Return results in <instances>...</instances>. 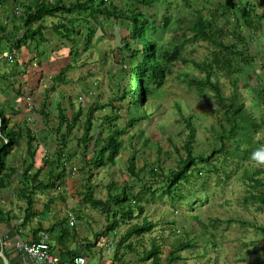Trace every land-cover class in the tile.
Returning <instances> with one entry per match:
<instances>
[{"label": "rangeland", "instance_id": "obj_1", "mask_svg": "<svg viewBox=\"0 0 264 264\" xmlns=\"http://www.w3.org/2000/svg\"><path fill=\"white\" fill-rule=\"evenodd\" d=\"M24 1L25 3L26 1L32 2V4H37V1L47 4L49 0H22L20 2ZM73 1L76 0H62L61 3L67 4ZM169 1L172 2L173 6L171 12L168 7L167 10H169L166 13L172 14L174 18L177 16L181 17V19L175 29L162 28L157 32L156 36L158 37L159 34V44L169 50L172 45H180L181 56L195 63L211 59L216 46L209 40L203 41L200 38L193 40L190 29L196 21V11L201 9L200 15L206 19L212 14L217 0ZM239 1L241 3L245 2V0ZM112 2L119 8H123V4L126 3L132 8L139 7L144 12L151 14L157 10L156 5L144 6L140 0H112ZM164 9L166 10L163 6L158 11L160 15L164 13ZM15 10H13V16L19 13L18 9ZM227 11H229V15L227 13L228 22H224V26L220 24L222 25V31L216 32L219 26L218 23H213L210 31L216 39L221 40L226 45H231L236 41L231 30L234 21L241 20L244 17L240 16L236 5L233 8L227 7ZM62 15L59 14L57 16ZM66 17L69 16L65 15L66 26L68 28L73 27L72 29L75 30V34L72 35L74 42L62 37L66 31L59 29V33H55L53 25L56 23L60 24L59 20H61V17H51L45 19L44 28L41 31L42 39H45L42 49L39 48L36 51L32 41L28 42L26 49H22L25 53V58L30 55V58L25 59V62L24 60L23 63L22 61L7 62L1 56L3 53H0V106H4L6 113H8L7 116L12 118H10L8 127H15L16 131L20 130V136L22 137L18 148L13 149L8 155V166L16 168L18 174L12 177L10 185L5 190L0 191V194L5 193L8 195L4 198L0 196V210H2L4 201L11 194L14 195L19 191L20 177L18 175L23 169L22 160L26 158V128L32 130L37 141L38 150L34 165L42 167L44 157L46 155L55 157V151L58 149L56 135L50 129L58 125L57 103H60L61 107L66 110L69 117L72 110H76L80 105L83 106L84 113L89 105H103L101 109L94 113L92 132L96 131V127L102 124L104 128L103 137H105L110 127L108 123L104 122V117H117L111 121L110 125L113 126L112 128H125L119 136L123 142L119 157L115 163H109L105 167L87 165L82 169V146L76 144V138L81 135V126L79 124L74 128L66 143V148L71 156L68 153L65 154L64 165L67 171L63 174L60 184L65 190V199L68 206L69 204V207L73 205L81 206L79 207L78 220L74 224V229L81 228L83 232L99 234L100 229L88 222V218H98L99 223H97L99 226L106 224L108 219L99 207L90 208L89 204H85L83 194L90 190L94 199L104 202L108 184L113 183L119 189L131 179V176L125 170V162L132 155L135 157L134 165L136 168L146 167L148 164L157 161V148L160 147L166 154L172 151L170 157L166 154L160 157L162 167L167 169L175 165L177 153L172 150L173 146L170 145V142L180 148L182 140L188 133L186 122L179 121L176 111L177 104L181 107L184 116H191V124L194 129L192 137L194 153L206 156L217 152L218 145L214 140L215 134L221 130L229 129V126L219 105L212 97V93L208 91L209 97L201 98L197 95L195 87L188 86L185 82V80L190 78H202V71H199L192 63H183L181 61L175 62L170 66L160 86L151 85L153 93L147 95L145 101L139 104L135 111L129 105L128 98L124 100L117 98L121 89L129 86L132 79L131 76L128 77L124 73L122 55L119 53L121 46L115 47L114 45L113 27L115 25L118 26L120 37H126V40L131 42L129 37L127 39L129 32L128 22L125 20L115 21L113 18L97 13L94 15V19L82 15L67 21ZM171 20L170 22H173ZM4 24H6V20ZM157 24H159L158 21ZM88 27L99 29L101 34L97 35V37L94 36L93 40L86 44V28ZM244 28L240 27L241 30ZM242 32L244 33V30ZM262 36L264 37V34ZM55 39L58 42H55ZM61 40H64V42H60ZM18 41H15L16 45H18ZM36 41L39 43L38 40ZM237 46L240 47V44H237ZM135 47L141 49L140 44H135ZM4 51L8 52L9 50L2 49V52ZM32 54L35 56H31ZM248 54L251 53L248 52ZM43 55L44 57H42ZM234 62L239 63V60L234 58ZM127 65L125 64L126 67ZM67 66L68 69L63 73L62 78L53 82L52 77ZM232 79L237 80L238 93H240L243 103L245 101L246 111L250 115V117L245 118L246 122L247 119H253L254 123H263L264 126V111H260L254 105L256 102L255 94L258 90H253L252 88L255 85L258 87L256 78L252 75L250 76L253 82L247 88H242L243 83H249L250 81L246 74L235 75ZM219 83L222 94L225 97L230 96L235 91L229 80L224 76H221ZM43 100H46L47 123H44L41 116L36 112ZM13 110L18 112L15 118L11 115ZM141 112L145 113H143L145 115L144 119L131 127H126L127 121ZM83 121L84 118L82 116L80 123ZM248 122L250 125L254 124L251 121ZM242 125L243 122L240 121L238 126L241 127ZM256 132L258 134L251 135L249 141L253 140L255 145L257 142L263 144L262 133H264V127ZM228 142V140L225 141L226 144ZM241 148L243 149L244 147L242 146ZM212 150L215 151L212 152ZM222 153L224 154V151ZM223 154L217 152L216 157L220 159ZM91 156V149H89L86 151L84 159L89 160ZM235 163H237L236 160L228 164V166H223L230 178L222 176L221 183L217 187H214L215 173L212 172L210 174L207 188L201 190V195H208V200H205L204 204L199 203L192 209L185 205L181 206L182 208L180 209H174L166 200L147 203L144 204L143 213L138 217L135 216L130 223L126 224L125 227L123 226L117 233H123L126 227L134 222H141L144 217H147L153 223H157L150 234L141 236L140 244L133 242V248L135 247L140 254L150 249L149 241L151 238L159 239L164 237L169 241L172 238L183 236V232H187L190 234V238L195 240L196 232L200 229L201 224L205 223L206 218H217L221 220V223L217 226L218 236L216 240L218 244L215 248L207 246L206 252H204L201 243H198L197 246L181 252L182 259L175 261L174 264H264V250L260 248L264 236L258 228L252 225H264V207L262 210L257 209L256 206L260 205L257 201H242L248 191L256 192L251 190L253 184L250 181V174L256 168L264 169V164H258L250 159L244 163L241 169L233 171ZM198 165L201 166L199 163ZM204 167L207 170L211 169L210 164H206ZM71 169L73 172L70 171ZM244 169H247V171ZM57 172H62V168L59 167ZM87 173L92 176L88 177ZM43 175L42 171L41 176ZM87 177L89 181L86 180ZM241 177L246 179L242 181ZM257 179L264 183V174L257 176ZM58 182L55 181V185H59ZM195 185L198 187V184ZM262 188L264 186L260 187L259 190H262ZM47 192V195L41 192H37L34 195L32 201L35 211L42 208L48 195H55V192L51 190ZM14 201L19 205H25L18 198ZM22 210L20 209L18 213H21ZM74 211L76 212L77 210ZM135 215H138V213L135 212ZM191 217H196L198 220ZM228 219H234L235 221L226 222ZM244 222L247 223L243 224ZM74 231L77 233L76 230L70 228L71 233H74ZM133 237L136 238V236ZM133 237L130 241H133ZM196 240L199 239L196 238ZM51 242L53 244L52 239ZM105 250L104 248L101 255L105 259L111 258V255L107 256L105 254ZM168 251V246L163 247V255H166ZM198 255L201 256L198 257ZM143 264L149 263L145 261Z\"/></svg>", "mask_w": 264, "mask_h": 264}, {"label": "trees", "instance_id": "obj_2", "mask_svg": "<svg viewBox=\"0 0 264 264\" xmlns=\"http://www.w3.org/2000/svg\"><path fill=\"white\" fill-rule=\"evenodd\" d=\"M61 1L62 0H50L47 4L40 2L39 4H35L34 8L28 6L25 11L29 10L33 12L30 14L26 12V16L31 23V21L40 20L44 17H55L56 14L60 12H64L66 15L75 18L85 13V17H92L93 19L94 15L97 13L105 17L113 18L115 21L125 20L128 22L129 32L127 39L129 37L131 42L127 41L126 37H121L119 53L122 55V62L125 69L124 73L128 77L131 76L132 81L129 86H125L121 89L119 96H117L118 99L124 100L128 98L129 105L136 111L139 104L145 101L146 96L153 93L151 85L156 84L160 86V84L163 83L173 63L178 61L192 63L194 67L202 71L203 76L202 78H190L189 80H185L186 84L188 86H194L197 95L201 98L209 97V92H211L212 97L219 105L220 110L223 112L224 119L229 126V129L217 132L214 137L218 145V151H216L221 154H223L222 152L224 151L220 159L216 157L217 152H213L215 150H212L213 153L206 156L194 153L192 146L194 129L191 124V116H184L181 107L177 104L176 111L179 121L186 122L188 133L182 140L180 148H177L173 142H170V145L173 146L172 150L177 153L175 165L167 169L162 167L160 157L164 156L166 153L160 147L157 148V161L148 164L146 167L136 168L134 165L135 157L133 155L129 156L126 159L127 162H125V170L128 175L131 176V179L119 189H117L113 183L108 184L106 200L104 202L94 199L93 194L88 190V192L83 194L84 203L87 205L89 204L90 208L99 207L107 219L111 218V225L130 223L135 216L138 217L143 213L144 204L153 203L155 201L162 202L166 200L174 209H180L183 205L192 209L199 203L204 204L205 200H208V195H201V190L207 188L210 174L212 172L215 173L214 187H217L218 184L221 183L220 180L222 176L230 178L223 166H228V164L236 160L237 163L233 166V171L241 169L244 163L250 160L251 152L258 147V144L256 143L255 145L253 140L249 141V137L255 134L256 127L260 128L263 126V123H254L253 119H247L246 122L245 118L250 117V115L246 111V104L243 103L241 95L238 93L237 80L232 79V77L246 74L250 81L244 88H247L253 82V80L250 79L251 75L256 78L257 85L264 86V64H262L264 55L260 58L262 59L261 62L257 63L255 54H248L244 38L240 35V26L237 21H234V27L231 29L236 40L232 45H226L221 40L216 39L210 31L213 27V23L219 24L216 32L222 31V25L220 24L224 26V22H228L227 12L229 11L226 12V9L227 7L233 8L237 0H224V7L221 4L222 0H217L214 8L218 12L212 13L210 16L206 17V19L200 15L201 9L196 11V21L190 29L192 31L191 38L193 40L196 38H200V40L203 41L209 40L216 46L211 59H206L205 62L201 63H195L194 61H189L182 57L180 45H172L169 50L159 44V34L157 37V32L162 28L175 29L176 26L178 27L181 19V17L177 16L174 18L172 14L166 13L169 9L171 12L173 6L172 2L169 0H140L144 6H157V10L152 14L144 12L143 9L139 7L132 8L126 3L123 4V8H119L112 0H76L67 4L61 3ZM163 6L166 10L164 9V13L160 15L158 11L161 10ZM168 7L169 9L167 10ZM224 8L226 9L224 10ZM239 12L241 17L245 18L246 16L247 18L245 22L243 21L245 26L248 28L255 27L256 29L262 28L261 23L263 22L260 21H264L263 17H257L258 19L254 20L256 16L254 15L253 17L252 14H249L251 11L246 8L239 10ZM66 20L71 21L72 19L66 17ZM170 20L173 22H170ZM157 21L159 24H157ZM54 27L57 31L59 24H56ZM60 28H64V32L66 31L65 35L62 37L68 39L70 42H74L72 35L75 34V30L72 29L73 27L68 28L66 24H63ZM28 32L31 35H35L39 31L30 29ZM95 32V27L86 28V44H89L91 40H93ZM26 36L28 35H25L24 38ZM135 44H140L141 49H137ZM237 44L241 46L238 47ZM9 51L11 50L9 49ZM234 58H237L239 63L234 62ZM125 64H128L127 67ZM67 69L68 66L60 70L58 74L52 77V81H59ZM212 76L213 80L211 79ZM221 76L229 80L231 86L234 87L235 91L228 97L222 94L223 92L221 91V85L219 83ZM252 89L256 90V88ZM261 91L262 93H259V97L261 94L264 96V91ZM102 106L103 105H89L84 113L83 106L80 105L76 110H72L69 117L66 110L61 107L60 103H57L58 125L50 129L56 135L58 149L55 151V157L49 156V158L45 157L43 159V164L46 163V167L48 165L47 170L34 165L37 141L32 130L26 128V158L22 160L23 169L18 175L20 177L18 197L26 201L25 204L28 213L32 210V199L37 191H45L49 188H54L56 186L55 181H59V184H61L63 174L67 171L66 166L64 167L63 165L64 159L66 158L65 154L68 153L69 156H71L69 150L66 148V143L72 135L74 128L79 124L81 126V135L76 138V144L82 146V169L87 165L105 167L109 163H115L119 157L118 155L120 154L123 143L119 136L123 133L125 128H112L113 126L110 125L111 121L117 117H104V122L108 123L110 127L105 137H103L104 128L102 124L98 125L96 131L92 132L94 113L101 109ZM36 112L41 116L43 122L47 123L48 112L46 111V100H43L39 104ZM143 113L144 112H141L136 117L130 118L126 123V127H131L135 123L143 120L145 117ZM7 114L6 108L0 106V191L7 188L12 177L18 174L17 169L8 166L7 161L8 155L13 149L18 148L22 138L20 136V130L16 131L15 127H8V123L12 118L10 117V119ZM17 114L18 112H14V110L11 113L13 118H15ZM82 116L84 121L80 123V118ZM240 121L243 122L241 127L238 126ZM248 121L254 124L250 125ZM226 140L229 141L228 144L225 143ZM242 146L244 147L243 149L241 148ZM89 149H91L92 156L89 160H85L84 155ZM171 154L172 151L166 155L170 157ZM198 163L201 166H199ZM206 164L211 165L210 170L204 167ZM59 166L62 167V172H57ZM43 170L46 171L45 175L47 176H41ZM244 170L247 171V169ZM70 171H72V169ZM261 174H264V169L262 168H256L250 174V181L253 184L251 190L256 192L248 191L242 201H257L260 205H257L256 208L262 210L264 207V188H262V190H259V188L263 187L264 183L257 179V176ZM91 176V174H88V177ZM88 177L86 179L87 181H89ZM245 179V177H241L242 181ZM195 184H198V187H196ZM135 212H137L138 215H135ZM191 218L198 220L196 217ZM66 220L68 221L67 217ZM234 221V219H228L226 222ZM220 223V219L206 218L205 223H202L200 229L196 232L195 240L190 238V234L187 232H183V236L172 238L169 241L164 237L159 239L151 238L149 241L150 249L148 251L144 249L147 251L146 256L138 259L141 260V258H143L142 261L151 259V264H174L175 261L182 259L180 255L181 252H184L185 249L197 246L198 243H201L204 252H206L207 246H213L212 248H215L218 244L216 240L218 236L217 226ZM245 223L247 222L243 224ZM156 225L157 223H153L149 221L147 217H144L141 222H134L128 226L125 237L131 239V237L136 236V238L133 237V241L129 244L130 249H132L131 246L133 242L140 244L142 240L141 236L143 234H150ZM252 225L258 228L264 236V225ZM66 226L70 227L68 222H66ZM196 238L199 240H196ZM165 246L169 247V251L166 255H163L162 250ZM260 248L264 250V240L261 241ZM199 256L201 255H198V257Z\"/></svg>", "mask_w": 264, "mask_h": 264}, {"label": "crops", "instance_id": "obj_3", "mask_svg": "<svg viewBox=\"0 0 264 264\" xmlns=\"http://www.w3.org/2000/svg\"><path fill=\"white\" fill-rule=\"evenodd\" d=\"M22 0H0V53L2 52V49H11V48H18L19 51H21V56L15 58L14 60L16 62H20L23 60L25 62V59H29V56H26L25 53L22 51V49H26L28 42L32 41L33 45H35L34 49L37 51V49L44 46L45 39H42L41 31L42 28H44V22L46 18L51 17H44L40 20L31 21L26 16L27 14H30L33 11H25L28 6H32L34 8L35 4H32V2L25 1L19 2ZM40 2L37 1V4ZM224 7L225 1L223 0L221 3ZM236 7H238L239 10L246 8L247 10H250L249 14H252L256 16L254 20L258 19L257 17L264 18V0H245L244 3H241L239 0L235 2ZM18 9V14H14L13 16V10ZM226 8H224L225 10ZM237 9V10H238ZM20 10V11H19ZM238 10V12H239ZM16 11V10H15ZM218 12L213 10L212 13ZM228 13V12H227ZM62 16H57V15ZM229 15V13H228ZM248 15V14H247ZM60 18L59 20L61 23L59 24V27L56 31L55 25H53V29L55 33H59L58 30L61 29V31H64V28H60L63 24L65 25V13L60 12L56 14L54 18ZM6 20V24H4V21ZM247 20L246 16L244 19H238L237 22L240 27H245L244 33L241 31V34L244 36V43L247 48V52L254 55L255 52V58L257 59L256 62H261L262 59L261 56L264 55V37L262 34H264V21L261 23L262 28L256 29L248 28L245 26L244 22ZM244 21V22H243ZM40 23V24H39ZM234 27V25H233ZM37 30L39 31L35 35H31L28 31ZM30 34V35H29ZM25 35H28L24 38ZM18 41V45H16L15 41ZM38 40L39 43L36 41ZM247 40V41H246ZM3 42V43H2ZM55 42H58L55 39ZM60 42H64V40H61ZM3 44V46H2ZM62 44V43H61ZM46 55V53H45ZM31 56H35L32 54ZM44 57V55L42 56ZM19 58V59H18ZM51 58V57H50ZM18 60V61H17ZM39 64V62H38ZM262 64H264V61H262ZM247 83L242 84V88L245 87ZM256 88L258 91L255 94L256 96V102L255 107L259 109L260 111H264V96H258L259 93H262L261 90H264V86L256 87V85L253 87ZM259 98H258V97ZM245 103V101H244ZM262 118V117H260ZM246 127V126H244ZM261 128L256 127L255 131H258ZM255 134H258L255 132ZM262 137L264 138V133H262ZM258 146L262 145L261 142H257ZM264 144V143H263ZM38 147L36 148V153L34 156V163H35V157L37 155ZM26 154V152H25ZM47 158H49L48 155H46ZM45 158V157H44ZM65 160V159H64ZM64 165V164H63ZM60 167V166H59ZM65 167V165H64ZM43 169L47 170L48 165L46 167V163L42 166ZM62 168V167H61ZM43 170V173L45 176L46 171ZM58 170V169H57ZM63 183V182H62ZM59 184V182H58ZM53 191L55 192V195L47 197L46 202L42 205V208L38 211H35L36 209L33 208L28 213L26 210V204L25 200L18 197V192L16 194H11L10 197L7 200L4 201V205L2 207V210H0V264H48V263H40L37 261H34L31 259L28 255H26L23 251L17 250L14 246L15 243H32L37 242L40 240V234L46 233L50 237V240H53V244L51 242L50 245V252L52 255L56 256L58 258L57 264H65V261L68 259L67 257L71 255H81L85 257L86 264H143L145 261L149 264H151L150 260H139L138 258L146 256L147 252H141L140 254L136 250V248H133V245L131 246L132 249H130L129 244L132 242L130 241L129 237H125L126 229H124V232H118L123 226L125 227L126 224L120 223L117 225H111V218H109L107 223L103 224L102 226H99L98 218L91 217L88 218V222H91V224H94L96 227L100 229V233L97 234H91V232H83V230L80 228L74 229L75 222L78 220L77 214L79 213L81 207L80 205H73L72 207H69L67 204V200L65 199V190L64 188L59 184L56 185L54 188H49L45 191H37L41 192L42 194H48L47 191ZM3 198L5 196H8L7 194L3 193L0 194ZM18 198V200H21L25 205H19L14 200ZM12 200V201H10ZM33 200V199H32ZM33 202V201H32ZM9 206V207H8ZM22 210L21 213H18V211ZM34 209V210H33ZM74 210H77L76 212ZM102 211V210H101ZM82 212V211H81ZM69 214L74 216V223L73 225L66 226V222L69 221ZM66 217L68 221L66 220ZM98 222V223H97ZM69 224V223H68ZM70 228L73 230H76L77 233L74 231V233L70 232ZM129 238V239H128ZM132 238V237H131ZM105 250V254L107 256L111 255V258L105 259L101 253H103ZM144 250V248H142Z\"/></svg>", "mask_w": 264, "mask_h": 264}, {"label": "built area", "instance_id": "obj_4", "mask_svg": "<svg viewBox=\"0 0 264 264\" xmlns=\"http://www.w3.org/2000/svg\"><path fill=\"white\" fill-rule=\"evenodd\" d=\"M17 50H12L8 55V59L11 60L18 53ZM69 225H73L74 217L69 214ZM51 240L48 234L41 233L40 240L32 243H15L14 246L17 250L23 251L34 261L40 263L57 264L58 258L51 254L50 250ZM65 264H86L85 257L81 255H71L67 257Z\"/></svg>", "mask_w": 264, "mask_h": 264}, {"label": "clouds", "instance_id": "obj_5", "mask_svg": "<svg viewBox=\"0 0 264 264\" xmlns=\"http://www.w3.org/2000/svg\"><path fill=\"white\" fill-rule=\"evenodd\" d=\"M50 1V0H49ZM85 13H83L82 15H84ZM66 15V14H65ZM81 15V16H82ZM69 17H67V18H71V19H73V18H75V17H72V16H70V15H68ZM77 17H79V16H77ZM76 17V18H77ZM233 27V26H232ZM97 30V29H96ZM239 32H240V35L244 38V36L241 34V31H240V28H239ZM232 35H233V33H232ZM234 37V36H233ZM234 44V43H233ZM232 45V44H231ZM241 46V45H240ZM11 51L12 50H17L18 52V54L15 56V57H13L11 60H9L8 59V55L11 53V51H8V52H5L4 51V53L1 55L3 58H5L6 59V61L7 62H12V61H15L14 59L15 58H17L19 55H20V51H19V49L18 48H11L10 49ZM264 91V90H263ZM262 95V94H261ZM250 159L251 160H253V161H255L256 163H258V164H264V144H262V145H259L257 148H255L252 152H251V154H250ZM10 185V184H9ZM6 189V188H5ZM5 189H3V190H5ZM2 190V191H3Z\"/></svg>", "mask_w": 264, "mask_h": 264}, {"label": "water", "instance_id": "obj_6", "mask_svg": "<svg viewBox=\"0 0 264 264\" xmlns=\"http://www.w3.org/2000/svg\"><path fill=\"white\" fill-rule=\"evenodd\" d=\"M99 34H101V31L99 29H97L94 36L97 37V35H99ZM113 37H114L115 47H120L121 37H120V33H119V27L116 25L113 27Z\"/></svg>", "mask_w": 264, "mask_h": 264}]
</instances>
